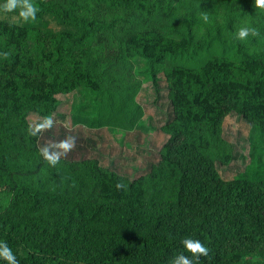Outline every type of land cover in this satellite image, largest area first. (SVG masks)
Wrapping results in <instances>:
<instances>
[{
    "label": "trees",
    "instance_id": "16d2710c",
    "mask_svg": "<svg viewBox=\"0 0 264 264\" xmlns=\"http://www.w3.org/2000/svg\"><path fill=\"white\" fill-rule=\"evenodd\" d=\"M33 2L31 22L0 14V241L20 264H168L187 236L209 249L197 264H264V9L254 0ZM241 26L255 35L237 39ZM143 87L154 104L166 91L171 120L145 116ZM231 113L248 126L247 162L225 178L238 158L224 131ZM31 115L139 131L143 147L160 132L159 159L134 179L92 158L49 165Z\"/></svg>",
    "mask_w": 264,
    "mask_h": 264
},
{
    "label": "rangeland",
    "instance_id": "374dc122",
    "mask_svg": "<svg viewBox=\"0 0 264 264\" xmlns=\"http://www.w3.org/2000/svg\"><path fill=\"white\" fill-rule=\"evenodd\" d=\"M164 81H160L162 86ZM166 92V91H165ZM162 91L157 103L154 104V91L152 88L143 87L138 95L145 116H151L156 125L171 120L170 103ZM60 107L67 110L71 104L69 95H58ZM51 125H47L46 118H39L34 115L29 117V124L32 128L39 130L38 146H52L60 141L71 137L74 140L73 147L61 158L77 160L80 158L96 159L98 162L129 179L137 178L143 173L148 163H157L159 156L156 148L162 139L160 132H153L154 139L151 145H141V133L133 132L124 136L123 133H112L106 129L89 130L82 126L71 127L63 115L50 117ZM247 128L237 115L231 113L224 122L225 137L231 143L236 144L238 158L234 163L220 172L225 178L236 176L247 162ZM130 144V145H128Z\"/></svg>",
    "mask_w": 264,
    "mask_h": 264
},
{
    "label": "clouds",
    "instance_id": "9594fccd",
    "mask_svg": "<svg viewBox=\"0 0 264 264\" xmlns=\"http://www.w3.org/2000/svg\"><path fill=\"white\" fill-rule=\"evenodd\" d=\"M257 8L264 9V0H254ZM38 6L33 0H0V14L15 13L20 22H31L36 19ZM203 18L207 20V15ZM249 33L255 35V29L249 26H241L237 29L235 36L237 39L246 38ZM7 55V53H3ZM47 125H51V118L45 120ZM74 145V140L69 137L52 146H43L40 154L49 165H56L60 156L67 153ZM115 187L117 189L124 188L125 185L118 182ZM182 250L172 256L168 264H197L201 257L207 256L208 247L199 239L191 236L184 237L180 241ZM187 253V254H185ZM20 264L16 255L8 244L0 241V264Z\"/></svg>",
    "mask_w": 264,
    "mask_h": 264
}]
</instances>
